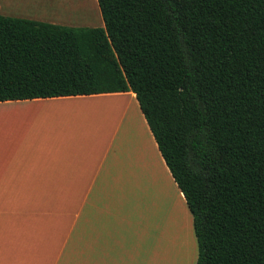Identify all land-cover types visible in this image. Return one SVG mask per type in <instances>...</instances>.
<instances>
[{
  "label": "trees",
  "instance_id": "16d2710c",
  "mask_svg": "<svg viewBox=\"0 0 264 264\" xmlns=\"http://www.w3.org/2000/svg\"><path fill=\"white\" fill-rule=\"evenodd\" d=\"M105 26L0 13V101L133 91L197 264H264V0H98Z\"/></svg>",
  "mask_w": 264,
  "mask_h": 264
},
{
  "label": "crops",
  "instance_id": "0c3cea01",
  "mask_svg": "<svg viewBox=\"0 0 264 264\" xmlns=\"http://www.w3.org/2000/svg\"><path fill=\"white\" fill-rule=\"evenodd\" d=\"M53 2L0 13L55 23ZM165 183L190 211L133 91L0 101V264H174Z\"/></svg>",
  "mask_w": 264,
  "mask_h": 264
},
{
  "label": "rangeland",
  "instance_id": "374dc122",
  "mask_svg": "<svg viewBox=\"0 0 264 264\" xmlns=\"http://www.w3.org/2000/svg\"><path fill=\"white\" fill-rule=\"evenodd\" d=\"M46 1V0H44ZM51 7L45 9V13L52 12L53 16L49 20L56 24L76 26V27H100L104 26L103 17L98 4V0H53ZM54 6V7H53ZM53 7V9H52ZM52 9V11H51ZM142 134V131H140ZM143 135V134H142ZM166 184V202L172 213L173 222H177L184 230L182 236L176 243L175 250L180 252L175 257L173 254V263L175 264H197L199 257V245L193 231L194 216L186 209L180 195L176 194L172 184ZM179 195V196H178ZM159 238V236L157 235ZM177 238V237H176ZM160 239V238H159ZM165 240V239H164ZM177 240V239H176ZM159 248V243L156 241ZM154 258V264H160L161 253L158 250ZM166 262V258L164 259ZM166 264V263H165Z\"/></svg>",
  "mask_w": 264,
  "mask_h": 264
},
{
  "label": "bare ground",
  "instance_id": "6f19581e",
  "mask_svg": "<svg viewBox=\"0 0 264 264\" xmlns=\"http://www.w3.org/2000/svg\"><path fill=\"white\" fill-rule=\"evenodd\" d=\"M141 134V133H140ZM143 137V136H142Z\"/></svg>",
  "mask_w": 264,
  "mask_h": 264
}]
</instances>
